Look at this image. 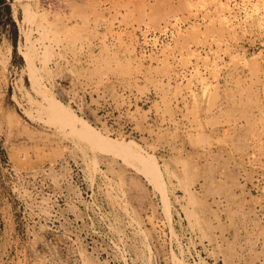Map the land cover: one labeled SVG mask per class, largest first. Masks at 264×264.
<instances>
[{"label":"rangeland","instance_id":"obj_1","mask_svg":"<svg viewBox=\"0 0 264 264\" xmlns=\"http://www.w3.org/2000/svg\"><path fill=\"white\" fill-rule=\"evenodd\" d=\"M4 1L0 264H264V0Z\"/></svg>","mask_w":264,"mask_h":264},{"label":"bare ground","instance_id":"obj_2","mask_svg":"<svg viewBox=\"0 0 264 264\" xmlns=\"http://www.w3.org/2000/svg\"><path fill=\"white\" fill-rule=\"evenodd\" d=\"M141 1V0H140ZM33 2V1H32ZM31 2V3H32ZM36 2L34 1V3H32V6L33 7H31V6H29V4L27 3V4H25V5H23L24 6V11H25V16L27 17V15L29 14L30 15V13H33V11H34V6L36 7ZM136 9V8H135ZM31 10H33V11H31ZM34 12H36V11H34ZM36 14H38V13H36ZM33 15V14H32ZM29 17V16H28ZM35 17V16H34ZM34 19V18H33ZM43 88V87H42ZM43 91L45 92L46 91V89L44 90L43 89ZM52 95H53V93H52ZM50 98V97H49ZM46 100H47V98H46ZM50 102H49V106L48 107H46V109H48L49 108V113L52 115V119H54V117L55 118H59V119H61L63 122H66V123H74V122H76V121H80L81 123H83L81 120H80V117H79V119H78V117H76V115H74V114H72V113H70L69 111H68V108H67V106H65V105H63L60 101H56L55 100V98H54V96H51V98H50V100H49ZM54 116V117H53ZM49 118V117H48ZM58 119V120H59ZM57 120V119H56ZM80 122H78V123H80ZM86 122V121H85ZM80 123V124H81ZM86 124H87V122H86ZM82 125V124H81ZM85 126V125H84ZM87 126H88V124H87ZM92 127V126H91ZM90 129V132L92 131V129L91 128H89ZM88 131V134H89V130H87ZM86 130H85V132H87ZM99 134V133H98ZM90 136V135H89ZM94 135L92 134V137H93ZM91 137V136H90ZM103 139H104V137H102ZM105 139L107 140V138L105 137ZM91 140V139H90ZM100 140V139H99ZM98 140V141H99ZM110 142H109V141ZM107 140V142L109 143V145H111V146H113L112 145V143H111V139H108ZM97 141V140H96ZM105 141V140H104ZM100 142H101V140H100ZM114 142V141H113ZM90 143H92V140H91V142ZM98 143V142H97ZM96 142H94V146L95 147H97L98 148V144H97ZM111 143V144H110ZM104 144H106V143H104ZM128 144V143H127ZM126 143L124 144V150H123V156H129V157H131L132 158V155L130 154L131 152H132V150L130 151V150H126L125 149V146L127 145ZM99 148H101V147H99ZM92 149V148H91ZM102 149V148H101ZM133 153V152H132ZM158 184V183H157Z\"/></svg>","mask_w":264,"mask_h":264},{"label":"trees","instance_id":"obj_3","mask_svg":"<svg viewBox=\"0 0 264 264\" xmlns=\"http://www.w3.org/2000/svg\"><path fill=\"white\" fill-rule=\"evenodd\" d=\"M0 1H1V3H5L4 0H0ZM5 8H6V10H7L8 15H9L8 20H9V22L11 23V25H12V27H13V33L16 34V26H15L14 21H13V20L11 19V17H10V8H9V5L6 4ZM13 47H14V49H15V47H16V43H15V41H13Z\"/></svg>","mask_w":264,"mask_h":264}]
</instances>
